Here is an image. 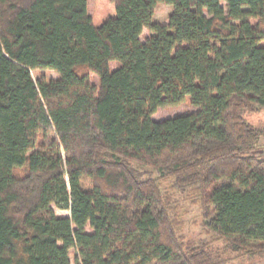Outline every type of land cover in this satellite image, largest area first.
Returning <instances> with one entry per match:
<instances>
[{"label":"trees","instance_id":"1","mask_svg":"<svg viewBox=\"0 0 264 264\" xmlns=\"http://www.w3.org/2000/svg\"><path fill=\"white\" fill-rule=\"evenodd\" d=\"M188 98L197 112L153 119ZM257 113L264 0H96L94 15L88 0H0V264L264 256ZM173 193L223 252L182 235Z\"/></svg>","mask_w":264,"mask_h":264},{"label":"rangeland","instance_id":"2","mask_svg":"<svg viewBox=\"0 0 264 264\" xmlns=\"http://www.w3.org/2000/svg\"><path fill=\"white\" fill-rule=\"evenodd\" d=\"M96 8V0H88V10L90 15H94ZM173 11V7L168 4H159L155 9L154 22L167 25L169 22V16ZM152 36L149 30H145L142 35V40L145 41ZM111 70H116L120 67L119 63L112 62ZM33 77L38 79L39 77L45 76L47 80L57 79L58 75L54 71L44 70L32 72ZM91 81L93 84L99 83V78L91 74ZM198 108L191 105L189 98L180 106L162 108L153 116L155 121H163L166 119L175 118L177 116L191 114L197 112ZM247 120L256 127L264 126V113L250 114L246 116ZM258 157L264 158V138L261 139L259 148L255 152ZM157 176V175H156ZM166 189H170L168 182L163 183ZM176 198L177 205L179 207V219L182 222V235L188 239L197 243L208 244L213 249H221L223 252V242L218 239L215 235L206 234L203 230L204 219L202 216V209L198 204L193 202L190 196L173 193ZM53 210L58 217H70V212L66 210H60L57 206H53ZM78 253L76 249L70 251V258L73 264L75 263ZM222 264H264V256H239L229 253H222Z\"/></svg>","mask_w":264,"mask_h":264}]
</instances>
